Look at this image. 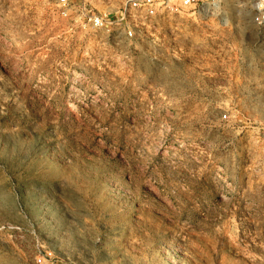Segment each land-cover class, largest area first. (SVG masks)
Returning <instances> with one entry per match:
<instances>
[{
	"label": "rangeland",
	"instance_id": "rangeland-1",
	"mask_svg": "<svg viewBox=\"0 0 264 264\" xmlns=\"http://www.w3.org/2000/svg\"><path fill=\"white\" fill-rule=\"evenodd\" d=\"M126 2L0 0V264H264V27Z\"/></svg>",
	"mask_w": 264,
	"mask_h": 264
},
{
	"label": "built area",
	"instance_id": "built-area-1",
	"mask_svg": "<svg viewBox=\"0 0 264 264\" xmlns=\"http://www.w3.org/2000/svg\"><path fill=\"white\" fill-rule=\"evenodd\" d=\"M224 0H179L177 9H195L201 6L220 7ZM167 0H127L122 10L123 19L128 18V38L134 37V31L141 28L145 21L156 16L158 10L163 8ZM247 6L254 13L253 23L258 27H264V0H246ZM61 9V15L68 17L69 0H58ZM85 23L94 29H105L107 22L105 18L94 13L84 15Z\"/></svg>",
	"mask_w": 264,
	"mask_h": 264
}]
</instances>
